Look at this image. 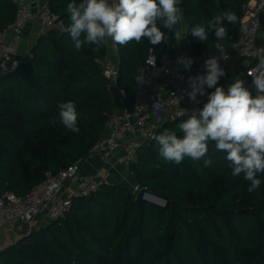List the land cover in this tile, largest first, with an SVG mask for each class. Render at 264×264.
I'll use <instances>...</instances> for the list:
<instances>
[{"label":"trees","instance_id":"16d2710c","mask_svg":"<svg viewBox=\"0 0 264 264\" xmlns=\"http://www.w3.org/2000/svg\"><path fill=\"white\" fill-rule=\"evenodd\" d=\"M250 0H184L185 52L189 58L216 42L198 41L192 26L224 11L234 12L237 24L224 21L228 37L241 33L243 8ZM73 0H49L52 12L67 28V5ZM79 3V0H76ZM13 0H0V30L15 18ZM167 44L130 42L118 45V86L126 91L125 104L133 105L135 77L142 72L149 49L158 56L176 52L174 34L163 29ZM85 45L75 51L69 33L54 27L40 34L28 57L0 76V192L26 195L43 181L46 171L57 172L76 159L87 158L105 132L117 102L102 61L109 55L105 43L99 51ZM143 74V73H142ZM255 96V91H250ZM73 100L78 112V133L58 118V104ZM56 119V123L51 121ZM188 116L169 119L159 130H179ZM209 145L203 160L185 158L180 164L158 155L154 140L128 164L133 182L170 200L167 207L139 206L137 191L128 184H104L88 196L75 197L66 214L32 227L21 238L0 248V264H264V174L249 192V182L232 175L225 157ZM175 202L173 205L172 203Z\"/></svg>","mask_w":264,"mask_h":264},{"label":"built area","instance_id":"2783aa9c","mask_svg":"<svg viewBox=\"0 0 264 264\" xmlns=\"http://www.w3.org/2000/svg\"><path fill=\"white\" fill-rule=\"evenodd\" d=\"M13 1L16 4L15 18L0 30V76L16 69L28 57L29 52L23 56L16 54V42L23 38L30 20L39 22L40 34L54 27L66 29L64 23L57 20L49 2ZM116 2L109 0L111 4ZM107 45L118 54V45L113 44L111 39H108ZM182 55L188 57L180 49L172 56H158L151 47L142 67L143 82L137 85L133 105L129 107L125 104L126 91L117 84L120 76L118 60L109 53L103 59L102 67L110 80V89L117 92L118 107L110 113L105 132L87 157L101 155L105 169L94 174H80L87 160L80 157L57 172L47 170L45 179L24 196L12 190L0 192V236L11 232L14 234L20 223L39 228L62 218L75 197L88 196L104 184L113 183L110 167L118 162L128 165L135 160L141 148L159 135L167 120L198 114L207 102V95H198L199 104H194L186 95L187 91H191L187 81L190 76L206 74V59L217 57L225 75L231 70L243 74L245 87L255 91L253 78L248 73L255 69L260 58H264V0H250L244 5L241 33L237 39L231 37L218 41L191 58L194 61L192 75L188 76L187 70L178 63V57ZM225 56L227 59L223 58ZM160 75L170 77L159 80ZM181 76L183 79L179 78ZM227 84L225 82L223 85L225 90Z\"/></svg>","mask_w":264,"mask_h":264},{"label":"clouds","instance_id":"9594fccd","mask_svg":"<svg viewBox=\"0 0 264 264\" xmlns=\"http://www.w3.org/2000/svg\"><path fill=\"white\" fill-rule=\"evenodd\" d=\"M180 0H76L67 5L70 24L66 28L75 51L85 45H95L99 49L111 39L113 44L126 46L135 41L147 40L152 45L167 44L169 37L163 29L180 37L182 13ZM224 21L237 24L234 12L224 11L210 19L192 26L190 33L200 42L209 40V33L214 30L216 41L228 37ZM227 59V57H223ZM193 60L186 56L178 57V63L185 70H190ZM206 74L188 77L191 91L187 97L199 104L197 96L207 94V102L199 113H192L181 120L177 131L164 129L154 137L158 155L166 162L180 164L186 157L191 160H203L205 167H210L212 160L207 158L209 145H214L217 152L226 153L232 175L240 176L249 182L248 191L259 189L262 180L258 174H264V58L259 59L251 76L255 96L245 87V82L236 79L227 86H218L225 70L215 56L204 62ZM183 79V76L179 77ZM137 84L143 82L142 72L135 77ZM208 89L214 91L206 93ZM185 115H187L184 110ZM59 122L74 133L78 127V112L75 101L67 100L58 104ZM55 124L54 118L51 121Z\"/></svg>","mask_w":264,"mask_h":264},{"label":"crops","instance_id":"0c3cea01","mask_svg":"<svg viewBox=\"0 0 264 264\" xmlns=\"http://www.w3.org/2000/svg\"><path fill=\"white\" fill-rule=\"evenodd\" d=\"M41 1L44 3L49 2V0H41ZM186 28H187L186 20H185V18H183V25L180 29V37L181 38L183 37V38L181 40H180V38H177V42H176V49H180L183 52H185V30H186ZM39 29H40L39 22L36 20H30L29 25L27 26V28L25 30V34H24L23 38H21L20 40H18L16 42V51H17L16 54L23 56L27 52L30 51L31 46L33 45V43L36 42L37 38L40 36ZM110 53L116 60H118V57H117L118 54L116 55L112 49L110 50ZM193 67H194V62L191 65L190 70H187L188 76L192 75L194 73ZM231 71H233V70H231ZM231 75H233V78H231L229 81L228 77H230ZM243 78H244L243 74L238 73L237 71H233V73H229V74L227 73V76L226 75L223 76L222 79L219 80L218 86H223L225 82H227L228 83L227 85H229L234 80H236V79L243 80ZM212 91H214V88H212V89L207 88L206 89V93H210ZM113 93H114V96L117 95L116 91H114ZM117 107H118V103H117ZM104 169H105V162H104L102 156L99 154H93L92 156L87 158V160L84 162L80 174H94V173L100 172ZM110 170H111V178L110 179L113 182L122 179V177H124V175H125V172L128 175H130V172L128 171V165L126 163L118 162L116 165H113L112 167H110ZM74 185L76 186L77 183ZM32 225H34V223ZM27 227L29 228V226H27ZM7 235H9V238ZM6 239H10V240L13 239L14 240L15 239V233L13 234L11 232V233H6V234L1 235L0 236V244L4 245L7 242ZM2 246H0V248H2Z\"/></svg>","mask_w":264,"mask_h":264},{"label":"water","instance_id":"95a60500","mask_svg":"<svg viewBox=\"0 0 264 264\" xmlns=\"http://www.w3.org/2000/svg\"><path fill=\"white\" fill-rule=\"evenodd\" d=\"M180 6H184V0H180ZM168 75H160L158 77L159 80H162L164 78H169ZM136 202L139 204V206H144L145 203H151L153 205L159 206V207H167L170 205V200L165 197L164 195H161L154 190H152L149 187H142L140 191L138 192L136 196ZM173 205L175 202L172 203Z\"/></svg>","mask_w":264,"mask_h":264},{"label":"rangeland","instance_id":"374dc122","mask_svg":"<svg viewBox=\"0 0 264 264\" xmlns=\"http://www.w3.org/2000/svg\"><path fill=\"white\" fill-rule=\"evenodd\" d=\"M229 73H233V71H230ZM228 73V74H229ZM227 76V75H226ZM229 78V81H230V79L231 78H233V75H231L230 77H228ZM114 92V91H113ZM114 94V93H113ZM114 98H115V100L117 101V95H115L114 96ZM121 163H123V162H121ZM115 180V179H114ZM113 182V181H112ZM115 182H122V183H126V184H128L132 189H134V190H136L137 192H139L140 191V189L141 188H139V186H137L134 182H133V180L130 178V175H128L126 172H125V175H124V177H122V179H120V180H118V181H115ZM138 194V193H137ZM30 228V227H29ZM28 227H27V225H25V224H22V223H20L18 226H17V229H16V231H15V239L13 240H10V239H6L7 240V242L3 245V244H0V246H2V248L3 247H6L7 245H9V244H11L12 242H15L16 240H18L19 238H21L24 234H26L30 229H29ZM14 229V230H15ZM8 236V238H9V235H7ZM7 244V245H6Z\"/></svg>","mask_w":264,"mask_h":264}]
</instances>
